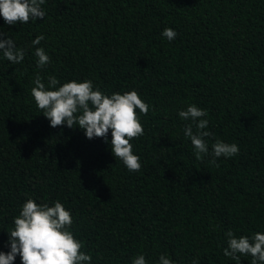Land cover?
Segmentation results:
<instances>
[{
  "label": "trees",
  "instance_id": "trees-1",
  "mask_svg": "<svg viewBox=\"0 0 264 264\" xmlns=\"http://www.w3.org/2000/svg\"><path fill=\"white\" fill-rule=\"evenodd\" d=\"M46 16L0 32L25 52L0 51V251L28 199L70 210L68 229L91 264H237L225 233L264 232V0H45ZM177 35L168 41L166 28ZM45 38L40 45L32 41ZM51 58L37 66L35 49ZM39 73L91 80L107 95L136 90L149 112L131 141L142 164L112 154L111 130L51 127L31 95ZM205 109L211 136L238 155L196 159L178 113ZM139 111V110H137ZM195 131V127H194ZM250 264L251 257H241ZM14 264H22L17 255Z\"/></svg>",
  "mask_w": 264,
  "mask_h": 264
},
{
  "label": "clouds",
  "instance_id": "clouds-1",
  "mask_svg": "<svg viewBox=\"0 0 264 264\" xmlns=\"http://www.w3.org/2000/svg\"><path fill=\"white\" fill-rule=\"evenodd\" d=\"M45 0H0V17L7 25L35 22L46 16L42 5ZM177 33L166 28L162 36L168 41L175 39ZM0 32V51L12 64H19L25 58L23 49L16 47L11 37L4 38ZM44 36L38 35L32 41L40 45ZM36 63L44 69L51 63L50 56L43 47H37L34 53ZM31 95L41 113L50 120L51 127L67 125L85 130L88 139L104 138L107 141L111 130L112 154L122 161L129 171L138 172L142 164L140 157L133 152L131 141L144 134L140 114L147 115L149 105L143 101L136 90L107 95L98 87L94 89L91 80H71L61 84L56 76L47 77V86L39 73L33 80ZM139 110V111H137ZM179 117L190 121L184 127V135L190 138L196 159L207 155L216 158H231L239 153L235 143L217 140L209 145L204 139L212 135L208 131L209 121L205 119V109L195 104L180 110ZM195 127V131H194ZM73 224L70 210L57 200L53 206L37 203L28 199L19 214L14 218V227L9 233L10 251H0V264H14L17 255L22 264H91L92 257L81 251L83 243L68 229ZM228 246L224 255L240 264L241 257H251L250 264H264V232H256L251 238L247 235L237 237L232 230L225 233ZM132 264H147L144 255L133 258ZM159 264H174L169 257L161 254ZM195 264V262H194Z\"/></svg>",
  "mask_w": 264,
  "mask_h": 264
}]
</instances>
